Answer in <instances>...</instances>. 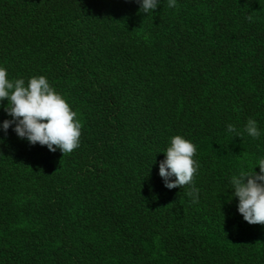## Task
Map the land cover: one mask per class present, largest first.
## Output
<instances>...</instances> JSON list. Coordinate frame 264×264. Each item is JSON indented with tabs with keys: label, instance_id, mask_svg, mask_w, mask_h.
Returning <instances> with one entry per match:
<instances>
[{
	"label": "trees",
	"instance_id": "1",
	"mask_svg": "<svg viewBox=\"0 0 264 264\" xmlns=\"http://www.w3.org/2000/svg\"><path fill=\"white\" fill-rule=\"evenodd\" d=\"M176 5L0 0V67L10 81L46 77L82 124L63 156L0 128V264H264L219 243L247 222L237 174L201 153L228 124L264 130V12L258 0ZM176 135L196 145L195 203L192 186L159 176Z\"/></svg>",
	"mask_w": 264,
	"mask_h": 264
},
{
	"label": "clouds",
	"instance_id": "2",
	"mask_svg": "<svg viewBox=\"0 0 264 264\" xmlns=\"http://www.w3.org/2000/svg\"><path fill=\"white\" fill-rule=\"evenodd\" d=\"M139 12L148 14L157 7L159 0H135ZM176 0H168V7H176ZM249 21L252 17H247ZM7 100L9 107L4 111L11 119L4 120L0 128L7 133L12 130L30 145L46 146L50 152L57 149L63 155L70 154L79 147L82 124L77 113L58 94L43 75L33 76L27 84L25 80H9L7 70L0 67V101ZM228 133L240 137L234 125L228 124ZM244 131L253 138H259L257 122L249 118ZM196 145L180 135L170 139V146L164 152L165 158L159 162V176L168 189L192 186L186 194L193 202H198L199 189L194 187L198 171ZM259 173L241 170L231 177L232 195L238 198L237 210L243 220L250 225H264V158L258 161Z\"/></svg>",
	"mask_w": 264,
	"mask_h": 264
},
{
	"label": "rangeland",
	"instance_id": "3",
	"mask_svg": "<svg viewBox=\"0 0 264 264\" xmlns=\"http://www.w3.org/2000/svg\"><path fill=\"white\" fill-rule=\"evenodd\" d=\"M264 12V0H258ZM264 14V13H262ZM259 138L249 136L244 129H237L240 137L228 133L226 129H215L214 139L205 143L201 153L216 157L229 173L239 174L241 170L259 173L258 161L264 158V130L259 129ZM226 239L219 240L223 247L232 249L235 245L252 248L258 258L264 259V225L243 223L238 229H223Z\"/></svg>",
	"mask_w": 264,
	"mask_h": 264
}]
</instances>
